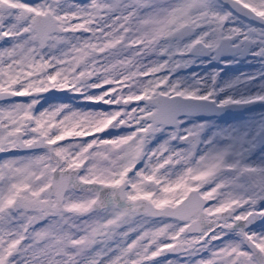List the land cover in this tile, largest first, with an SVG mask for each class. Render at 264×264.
<instances>
[{"label":"snow or ice","instance_id":"snow-or-ice-1","mask_svg":"<svg viewBox=\"0 0 264 264\" xmlns=\"http://www.w3.org/2000/svg\"><path fill=\"white\" fill-rule=\"evenodd\" d=\"M248 106L264 0H0V264H264Z\"/></svg>","mask_w":264,"mask_h":264},{"label":"flooded vegetation","instance_id":"flooded-vegetation-1","mask_svg":"<svg viewBox=\"0 0 264 264\" xmlns=\"http://www.w3.org/2000/svg\"><path fill=\"white\" fill-rule=\"evenodd\" d=\"M231 58L232 57L228 56V55H226L225 57H222V59H231ZM257 63L258 62L256 59H253L251 57H245V58H242L239 63L231 64V65H228L227 67H225V65H223V64L213 62V63L208 64V65H201V67L198 68V70L200 71V74L203 75L204 72H207L212 68H223L224 71H228L233 75H237V74L240 75L241 73L252 72V68H255ZM187 70H186V72H187ZM221 74L222 73H220V75ZM55 97L56 98L64 97V94L57 93ZM49 98H52L51 94H49ZM79 104H80V101H79ZM234 109L240 110V111L234 112V114H226V115H221V116H217V117H212L211 119L217 120V121H224V120H232L233 119V120H237L238 122H240V121H244L246 118L250 117L252 115V111L258 110V108L252 109V106L237 107ZM203 116H204V119H209L208 115H203Z\"/></svg>","mask_w":264,"mask_h":264},{"label":"rangeland","instance_id":"rangeland-1","mask_svg":"<svg viewBox=\"0 0 264 264\" xmlns=\"http://www.w3.org/2000/svg\"><path fill=\"white\" fill-rule=\"evenodd\" d=\"M200 67H201V65H193L191 68H189L187 70V72L185 74H187L189 72H196V73L200 74V71L198 70V68H200ZM254 71H260V64L259 63L256 64L255 68H252V72H254ZM252 72H250V73H252ZM221 73H222L221 78L223 80H230V79H233V78L239 76V74L233 75L228 71H223ZM239 91H242V90H238V92ZM253 91H255V89H253ZM65 95L66 94H64V96ZM67 95L70 96L71 94H67ZM57 102L73 103V104H77V106H81V104H79L78 98L77 99H71V100L70 99L61 100V99H58L56 97H52V98L47 99V103H57ZM42 103H44V101H42ZM260 115H264V107H261V108H258V110L252 111V115L250 117L260 116ZM195 119H197V120L204 119V116H197V117H195ZM209 120H212V119H209ZM232 120H224V121H219V122L215 121V120H212V121L218 125H229V124H237V123L243 122V121L238 122L237 120H233V121ZM253 159H255V157H253Z\"/></svg>","mask_w":264,"mask_h":264},{"label":"water","instance_id":"water-1","mask_svg":"<svg viewBox=\"0 0 264 264\" xmlns=\"http://www.w3.org/2000/svg\"><path fill=\"white\" fill-rule=\"evenodd\" d=\"M252 107H254V106H252ZM218 114H224V112H222V113H218Z\"/></svg>","mask_w":264,"mask_h":264}]
</instances>
